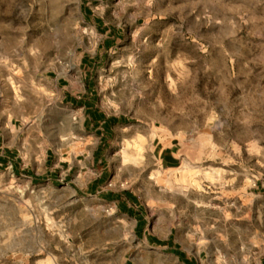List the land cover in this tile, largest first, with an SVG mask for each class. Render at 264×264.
<instances>
[{"label":"rangeland","instance_id":"374dc122","mask_svg":"<svg viewBox=\"0 0 264 264\" xmlns=\"http://www.w3.org/2000/svg\"><path fill=\"white\" fill-rule=\"evenodd\" d=\"M0 130V264H260L264 0H0Z\"/></svg>","mask_w":264,"mask_h":264},{"label":"crops","instance_id":"0c3cea01","mask_svg":"<svg viewBox=\"0 0 264 264\" xmlns=\"http://www.w3.org/2000/svg\"><path fill=\"white\" fill-rule=\"evenodd\" d=\"M91 118V116L89 115ZM105 122V121H104ZM105 124V123H104ZM7 130H12V119L10 122H7ZM4 132L0 130V165L8 166L9 163L13 162V159L17 161L19 153H16L13 157L11 156V153H14V150H12L9 146H7L4 143ZM157 158H158V164L161 167L164 168H172L173 166H176L179 162L178 161V155L172 148L171 143H162L160 142L157 150ZM106 200H108L106 198ZM112 200L116 201L119 205V207L122 209L120 212L121 219L123 221H128V218H134L135 223L134 226L142 225L145 227V219L146 214L144 212L145 205L144 203L139 199V197L135 195L130 194H119ZM151 240H153L152 246L154 247H160L162 248V251H166L169 254H172L177 257L176 263L178 264H213L209 260H205L201 257L197 258L196 256H189L186 255V257H182L183 253L186 251L185 248H183L178 242H165L166 240L156 236L155 233L151 236ZM167 243V244H165ZM260 264H264V254L261 256Z\"/></svg>","mask_w":264,"mask_h":264},{"label":"trees","instance_id":"16d2710c","mask_svg":"<svg viewBox=\"0 0 264 264\" xmlns=\"http://www.w3.org/2000/svg\"><path fill=\"white\" fill-rule=\"evenodd\" d=\"M98 19V18H94ZM109 42L107 39L105 40V43ZM84 105L89 110V115L91 116V120H94L97 123H100L102 121H105V127L109 126L111 123L117 122L119 119L116 117H107L102 112L97 111L93 108V105L90 102H84Z\"/></svg>","mask_w":264,"mask_h":264}]
</instances>
